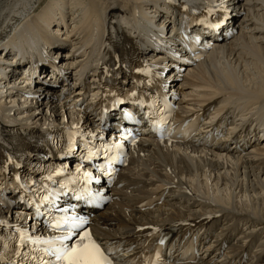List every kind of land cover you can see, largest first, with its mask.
Here are the masks:
<instances>
[{"label": "bare ground", "instance_id": "bare-ground-1", "mask_svg": "<svg viewBox=\"0 0 264 264\" xmlns=\"http://www.w3.org/2000/svg\"><path fill=\"white\" fill-rule=\"evenodd\" d=\"M170 1L179 8L207 1L223 4L231 11L228 24L239 30L229 42L216 41L209 55L189 67L181 81L169 75L172 87L183 95L178 114L199 111L211 101L218 104L217 112L231 108L239 114L237 123L260 124L253 134L257 135L252 140L254 148L242 156L212 153L191 143L154 140L140 132L142 142L129 150V164L120 180L126 183L123 196L128 201L97 212L84 209L94 223L91 239L108 245L135 229L180 223L177 233L182 238L188 235L185 243L192 236L206 242L205 237L212 235L207 249L216 254L232 245L231 254L221 259L223 264L250 246L255 248L256 260L249 264H264V0H0V151L19 153L26 148L35 158L41 150L27 146V140L39 138L42 145L43 134L60 139L66 129L87 134L82 129L90 127L82 111L56 102L53 88L45 95L43 84L28 86L24 62L32 56L31 50L49 48L70 74L97 77L108 63H117V57L123 63L125 44L132 38L145 42L150 32L173 36V22L165 10L172 8L166 6ZM62 28L65 33L60 34ZM138 52L151 63L164 61L163 54L154 55L146 45ZM51 75L43 69L41 79ZM92 174L97 178L98 172ZM132 186L140 187L129 188ZM166 187L170 190L161 206L136 209L139 200ZM102 190L109 191L106 186ZM14 207H0V221L27 225L31 214L26 206L16 203ZM183 223L195 225L187 228ZM43 231V225L35 229V233ZM130 246L125 243L123 248ZM135 253L137 250L123 252L117 258ZM172 258L176 260L178 254Z\"/></svg>", "mask_w": 264, "mask_h": 264}, {"label": "snow or ice", "instance_id": "snow-or-ice-1", "mask_svg": "<svg viewBox=\"0 0 264 264\" xmlns=\"http://www.w3.org/2000/svg\"><path fill=\"white\" fill-rule=\"evenodd\" d=\"M83 223H85L83 220L72 219L70 221L65 219L53 225V227L59 228L61 224L66 225L68 230V235L66 236L52 239H31L25 234L21 240L22 243L47 245L46 248H38L36 251H42L43 256L54 257V259L39 261V264H110L100 247L91 239L90 234L87 232L79 235V242L72 244L71 247L64 243L76 235L74 230L81 228Z\"/></svg>", "mask_w": 264, "mask_h": 264}, {"label": "rangeland", "instance_id": "rangeland-1", "mask_svg": "<svg viewBox=\"0 0 264 264\" xmlns=\"http://www.w3.org/2000/svg\"><path fill=\"white\" fill-rule=\"evenodd\" d=\"M55 15H57V14H55ZM56 17V16H55ZM24 18H26V16H24ZM23 18V19H24ZM22 20V19H21ZM63 32V31H62ZM84 131H87L88 133L90 132V130H89V128L88 127H86V128H84Z\"/></svg>", "mask_w": 264, "mask_h": 264}]
</instances>
